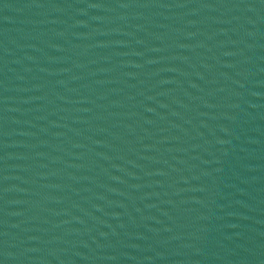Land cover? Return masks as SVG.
I'll return each mask as SVG.
<instances>
[{"label":"water","instance_id":"obj_1","mask_svg":"<svg viewBox=\"0 0 264 264\" xmlns=\"http://www.w3.org/2000/svg\"><path fill=\"white\" fill-rule=\"evenodd\" d=\"M0 264H264V0H0Z\"/></svg>","mask_w":264,"mask_h":264}]
</instances>
